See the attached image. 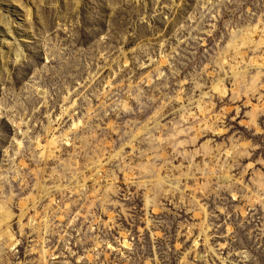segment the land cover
I'll return each instance as SVG.
<instances>
[{
	"label": "rangeland",
	"instance_id": "obj_1",
	"mask_svg": "<svg viewBox=\"0 0 264 264\" xmlns=\"http://www.w3.org/2000/svg\"><path fill=\"white\" fill-rule=\"evenodd\" d=\"M0 264H264V0H0Z\"/></svg>",
	"mask_w": 264,
	"mask_h": 264
},
{
	"label": "bare ground",
	"instance_id": "obj_2",
	"mask_svg": "<svg viewBox=\"0 0 264 264\" xmlns=\"http://www.w3.org/2000/svg\"><path fill=\"white\" fill-rule=\"evenodd\" d=\"M257 37V36H256ZM255 38V37H254Z\"/></svg>",
	"mask_w": 264,
	"mask_h": 264
}]
</instances>
